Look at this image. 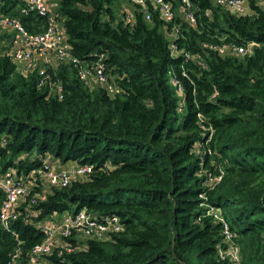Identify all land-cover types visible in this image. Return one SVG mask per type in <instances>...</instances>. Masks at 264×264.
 I'll return each mask as SVG.
<instances>
[{
	"label": "trees",
	"instance_id": "16d2710c",
	"mask_svg": "<svg viewBox=\"0 0 264 264\" xmlns=\"http://www.w3.org/2000/svg\"><path fill=\"white\" fill-rule=\"evenodd\" d=\"M18 1L0 0V11L39 29L44 18L20 14ZM246 1L250 12L234 14L193 0L196 23L176 19L178 47L195 56L184 59L170 54L172 23L156 12L124 25L117 0H58L72 52L88 61L105 52L115 94L60 66L48 69L63 84L59 97L37 86V70L22 75L0 56V170L36 168L48 154L92 165L48 189L30 221L14 220L17 237L0 223V264L18 245L24 262L43 236L38 219L81 208L116 214L123 229L83 248L69 237L70 251L56 249L48 264H234L230 244L238 264H264V5ZM203 42L253 45L235 53Z\"/></svg>",
	"mask_w": 264,
	"mask_h": 264
},
{
	"label": "built area",
	"instance_id": "2783aa9c",
	"mask_svg": "<svg viewBox=\"0 0 264 264\" xmlns=\"http://www.w3.org/2000/svg\"><path fill=\"white\" fill-rule=\"evenodd\" d=\"M117 1L120 20L124 25H132L137 14H140L144 20L150 21L156 12L159 19L172 23L166 33L170 54H182L184 59L195 58L188 50L180 49L176 43L180 23L176 19L189 24L196 23L197 7L193 0ZM18 2H21L17 4L20 14L35 13L42 16L44 22L39 25V29L30 30L19 16L0 11V56H9L17 72L27 76L37 70L40 76L37 86L47 87L49 93L59 97H62L64 87L58 77L52 78L50 70L55 73L60 66L75 71V75L90 88L100 85L109 94L120 91L113 76L107 71L105 52H95L94 59L90 61L81 59L72 52L64 23L58 16V0H19ZM213 2L234 14L250 12L246 0H213ZM206 14H209V10ZM252 45L253 42H248L246 46L226 43L220 47L216 42L202 43L203 47L223 48L226 52L235 53L250 51ZM199 63L204 65L201 61ZM173 82L177 81L173 79ZM178 88L182 89L180 85ZM42 159V165L36 168L9 167L0 170V191L3 194L0 204V223L15 237L17 233L10 227L12 222L20 215L28 221L32 216H37L40 209L35 204L45 198L48 189L69 185L74 179L86 176L92 171V165L71 161L66 164L53 162L50 154ZM218 178V176L210 177V183ZM35 225L42 232V239L29 248L23 263L19 258L18 245L5 264H48V256L56 249L59 252L70 251L72 247L67 241L69 237L76 240L77 248H83L88 239H109L113 233L123 229V222L118 215L98 217L85 208L75 211H54L38 219ZM224 232L226 241L230 243L231 233L226 225ZM227 254L234 264H238L240 257L236 246L230 244Z\"/></svg>",
	"mask_w": 264,
	"mask_h": 264
}]
</instances>
